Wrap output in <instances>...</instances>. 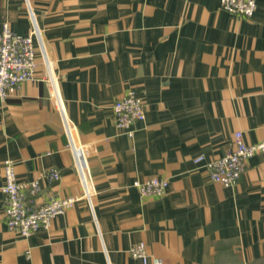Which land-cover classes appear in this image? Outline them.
Returning <instances> with one entry per match:
<instances>
[{
    "label": "crops",
    "instance_id": "1",
    "mask_svg": "<svg viewBox=\"0 0 264 264\" xmlns=\"http://www.w3.org/2000/svg\"><path fill=\"white\" fill-rule=\"evenodd\" d=\"M219 2L0 0V30L38 32L36 80L0 100V264H141L129 254L140 242L168 264H264V152L233 187L205 167L232 149L234 133L264 137V0L250 18ZM130 90L145 108L131 138L112 114ZM5 160L19 181L40 178V200L79 199L47 231L8 230ZM51 168L60 178L49 184L40 173ZM152 177L168 181L167 193L141 197L133 182Z\"/></svg>",
    "mask_w": 264,
    "mask_h": 264
},
{
    "label": "built area",
    "instance_id": "2",
    "mask_svg": "<svg viewBox=\"0 0 264 264\" xmlns=\"http://www.w3.org/2000/svg\"><path fill=\"white\" fill-rule=\"evenodd\" d=\"M220 8L236 17L250 18L256 10V0H220ZM38 32L33 29L26 36L12 31L7 23L0 30V100L15 94L22 84L36 80V56L34 39ZM45 64H47L45 62ZM53 83L51 76L45 79ZM51 88L53 86L51 85ZM55 90V89H54ZM58 105L61 103L58 100ZM112 114L115 127L128 137L133 136V126L145 119V108L142 98L134 91H127L112 104ZM66 135L72 143V126L64 119ZM264 131V125H263ZM76 152L78 156V173L84 194L81 198L90 199L93 193L91 176L85 162V155L81 148ZM264 152V137L256 143H246L241 132L234 133L233 147L225 155L209 160L205 163L210 179L225 188L233 187L239 180L244 168V162L252 155ZM204 161L202 155L193 159L194 164ZM47 183L60 178V172L51 168L40 173ZM4 184L3 213L5 226L24 238L35 235L38 231H47L52 221L67 209L74 206L79 198L54 197L47 195L39 199L41 186L40 178L30 181H19L16 177L14 164L10 160L3 162ZM133 186L141 197H161L167 193L168 181L152 177L144 181H134ZM129 254L141 264H168L158 258H150L143 242L137 243L129 249Z\"/></svg>",
    "mask_w": 264,
    "mask_h": 264
}]
</instances>
